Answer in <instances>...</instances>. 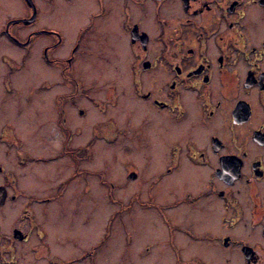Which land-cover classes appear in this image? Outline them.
I'll return each instance as SVG.
<instances>
[{
  "label": "flooded vegetation",
  "instance_id": "flooded-vegetation-1",
  "mask_svg": "<svg viewBox=\"0 0 264 264\" xmlns=\"http://www.w3.org/2000/svg\"><path fill=\"white\" fill-rule=\"evenodd\" d=\"M42 102L56 143L33 134ZM99 141L126 166L98 184H133L130 214L145 194L161 259L264 264V0H0V264H98L122 209L88 248Z\"/></svg>",
  "mask_w": 264,
  "mask_h": 264
},
{
  "label": "rangeland",
  "instance_id": "rangeland-1",
  "mask_svg": "<svg viewBox=\"0 0 264 264\" xmlns=\"http://www.w3.org/2000/svg\"><path fill=\"white\" fill-rule=\"evenodd\" d=\"M42 73L44 76H48L51 73H55L52 68H49L45 65L41 66ZM40 73V72H39ZM38 72H35L33 70H29V76L31 75V78L33 75H38ZM25 75V74H24ZM26 76V75H25ZM35 78V76H33ZM40 76V79L45 78ZM25 78V77H24ZM51 81L58 79L50 77ZM39 79V81H40ZM26 80V79H25ZM34 82V81H33ZM39 83V82H36ZM55 91L59 92L62 91V87H58V84L55 86ZM53 93H50L46 96L51 98ZM43 107H49V103H40V118H39V127H37V130L34 131V135L38 138H40L41 143H46V141L42 140V138H47L51 143H56L58 139L57 131L54 128H51L49 121H51L52 115L48 114L47 109H43ZM51 113V112H49ZM72 116V115H71ZM70 116V117H71ZM92 117V116H91ZM95 120V114L91 119H88V122ZM87 126V125H86ZM72 130V129H71ZM83 131L79 134L80 139L88 141L93 136V130L87 126V128L82 129ZM78 130H72L73 133H76ZM26 136L28 138H32L34 135L30 134ZM36 133V134H35ZM38 133V134H37ZM54 138V139H52ZM32 142V140L30 141ZM40 143V144H41ZM48 143V142H47ZM125 143L124 147L129 146V142L124 141ZM33 144V143H32ZM43 149H46L43 147ZM1 150H3L1 148ZM4 151V150H3ZM113 152V147L111 144H106L103 141H99L95 144L93 152L91 151V155L88 158V161L85 162L84 166L86 167L88 171L87 181L89 185V192L86 196L87 201V212L89 216L90 222H88L87 226L85 227L87 232V239H86V246L89 248L90 245L94 244L95 241L99 239L101 236V227L106 225L108 223V217L109 215L114 212V210H118L117 205L114 204L115 200H120L121 203L119 207L122 209L124 208L125 211L120 209V217L118 221L115 223L112 222V228L110 230V238L109 243H105L101 249L102 255H99L97 258L98 264H131V262L127 261L128 259V253L127 250L131 249V255L133 256V264H169V259L164 260L161 259V257L157 254L158 251H164V248L162 247V238L161 235V229H160V221L159 216L156 213H152L151 211H143L147 210V208H143V205L141 204L143 201H145L144 193H141L138 197L140 200V204L135 203L134 205V212L130 214L127 212L128 208V201L129 197L132 194L138 195L139 191L136 187H134L133 184H128L125 186V188L121 190H117L112 192L111 190L108 191L104 187L98 184V179L95 178L94 173L101 171V173L105 176V185H115L116 187H121L124 185V178H121L118 176V174L121 173V170H124V166L126 164L120 165V167H114V162H111V154ZM94 153V154H93ZM124 154V153H123ZM95 155V157H92ZM134 155V154H133ZM122 159H128L132 157L129 153ZM0 159L4 160L6 164H8L10 161L13 163L15 156L13 154H9L8 156H5L4 153L1 152ZM122 166V167H121ZM62 171L65 170V176L69 175L68 169L66 167L61 166ZM50 171L53 170V168H49ZM125 176V172L123 173ZM55 177V175L51 174V177ZM118 176V177H117ZM126 181V180H125ZM72 185V184H71ZM97 188H94L96 187ZM99 186V188H98ZM101 186V187H100ZM123 191V193H121ZM155 201V200H154ZM160 199L157 196V202H159ZM18 209L13 208L9 210L8 218L15 217L18 213ZM157 217V218H155ZM117 220V219H116ZM130 226V227H129ZM129 238L131 240V248L129 247V244H125V246H122V242L124 239ZM85 240V239H84ZM151 244L152 249H150L149 253H146V250L148 249L147 246ZM121 248V251H120ZM157 249V250H156ZM123 254V255H122ZM122 255V256H121ZM132 260V259H131Z\"/></svg>",
  "mask_w": 264,
  "mask_h": 264
},
{
  "label": "water",
  "instance_id": "water-1",
  "mask_svg": "<svg viewBox=\"0 0 264 264\" xmlns=\"http://www.w3.org/2000/svg\"><path fill=\"white\" fill-rule=\"evenodd\" d=\"M3 202V196L0 195V203Z\"/></svg>",
  "mask_w": 264,
  "mask_h": 264
}]
</instances>
